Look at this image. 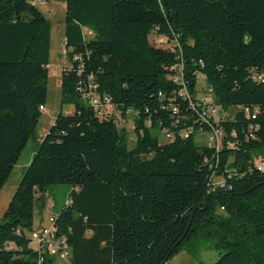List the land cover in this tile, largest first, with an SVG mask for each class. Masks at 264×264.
I'll return each mask as SVG.
<instances>
[{
  "label": "trees",
  "instance_id": "trees-1",
  "mask_svg": "<svg viewBox=\"0 0 264 264\" xmlns=\"http://www.w3.org/2000/svg\"><path fill=\"white\" fill-rule=\"evenodd\" d=\"M34 1L0 0V191L48 102L52 24ZM64 2L61 105L73 110L4 214L0 264H59L31 238L54 185L72 188L52 216L65 264H167L210 242L214 264H264V0ZM200 75L218 119L198 100ZM89 97H109L113 114ZM118 119L132 121V147ZM218 131L219 147L195 141Z\"/></svg>",
  "mask_w": 264,
  "mask_h": 264
},
{
  "label": "rangeland",
  "instance_id": "rangeland-1",
  "mask_svg": "<svg viewBox=\"0 0 264 264\" xmlns=\"http://www.w3.org/2000/svg\"><path fill=\"white\" fill-rule=\"evenodd\" d=\"M34 4L52 24V47L49 66L48 102L46 105V111L43 112V116L37 128L38 139L31 140L28 143L22 152L8 182L0 191V223L3 221L4 214L20 182L22 181V178L24 177V174L26 173L28 165L31 163L33 156L38 149L39 143L42 141V139H44L46 133L53 125L56 116L61 111H64L65 113L72 111V108H69L68 106L62 107L61 105L62 73L65 69H68L71 66L66 55V3L64 0H35ZM197 91L198 98L203 99L207 97L208 86L203 75L199 76ZM123 124L122 125L129 130L130 146L132 147L136 141L131 128L132 121H127ZM153 134L159 138L160 142H165V137L162 135L159 129L153 130ZM208 138L209 137L206 133H199L197 134L195 141L198 145H205L209 141ZM210 140H212L211 135ZM257 161L259 165H263L259 158ZM217 181L219 182L220 180ZM71 191L72 188L68 185H54L49 187L46 195L45 206L42 207L38 203L35 205L34 230L42 229L43 227H52V216L58 214L68 203ZM52 204H54L56 207L53 208ZM213 244L214 242H210L206 246L198 248L197 251H189L184 249L167 264H214L216 261H218L220 255L213 247ZM59 264L65 263L59 262Z\"/></svg>",
  "mask_w": 264,
  "mask_h": 264
},
{
  "label": "built area",
  "instance_id": "built-area-1",
  "mask_svg": "<svg viewBox=\"0 0 264 264\" xmlns=\"http://www.w3.org/2000/svg\"><path fill=\"white\" fill-rule=\"evenodd\" d=\"M158 43H163L164 40L162 38H156ZM91 99V97H89ZM204 105L207 106V112L218 119L220 117V110L218 107L214 106V101L211 94L207 93V97L200 99L198 98ZM91 104L95 109L96 114L99 117H107L114 112V108L111 103V99L109 97H104L103 99L99 97H92ZM119 118V116L117 115ZM120 124L125 123L121 119H118ZM133 128V125L131 126ZM170 137L169 134H167ZM187 136V134H186ZM208 145L209 146H220L222 140V133L218 131V140H210L209 136ZM261 166V165H260ZM261 167H264V162ZM53 217L51 218V222L53 224ZM31 238L33 241V245L37 249H41L44 252L48 253L51 257H53L57 262L68 263L70 260V248L67 244V240L64 238H57L53 233V226L51 228H42L34 230L31 234Z\"/></svg>",
  "mask_w": 264,
  "mask_h": 264
},
{
  "label": "crops",
  "instance_id": "crops-1",
  "mask_svg": "<svg viewBox=\"0 0 264 264\" xmlns=\"http://www.w3.org/2000/svg\"><path fill=\"white\" fill-rule=\"evenodd\" d=\"M69 108H72L71 106H69ZM72 110H73V108H72ZM44 112L46 111V108L43 110ZM53 206V208H55L56 206L54 205V204H52Z\"/></svg>",
  "mask_w": 264,
  "mask_h": 264
},
{
  "label": "bare ground",
  "instance_id": "bare-ground-1",
  "mask_svg": "<svg viewBox=\"0 0 264 264\" xmlns=\"http://www.w3.org/2000/svg\"><path fill=\"white\" fill-rule=\"evenodd\" d=\"M53 206V205H52Z\"/></svg>",
  "mask_w": 264,
  "mask_h": 264
}]
</instances>
